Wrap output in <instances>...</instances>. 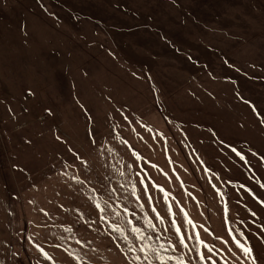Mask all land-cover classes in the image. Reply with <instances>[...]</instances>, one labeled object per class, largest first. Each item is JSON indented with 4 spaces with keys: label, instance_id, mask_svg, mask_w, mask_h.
Listing matches in <instances>:
<instances>
[{
    "label": "rangeland",
    "instance_id": "1",
    "mask_svg": "<svg viewBox=\"0 0 264 264\" xmlns=\"http://www.w3.org/2000/svg\"><path fill=\"white\" fill-rule=\"evenodd\" d=\"M0 264H264V0H0Z\"/></svg>",
    "mask_w": 264,
    "mask_h": 264
},
{
    "label": "snow or ice",
    "instance_id": "2",
    "mask_svg": "<svg viewBox=\"0 0 264 264\" xmlns=\"http://www.w3.org/2000/svg\"><path fill=\"white\" fill-rule=\"evenodd\" d=\"M141 250H143V249H141ZM244 251H245V253H250L251 252V249H249V248H244ZM203 258V257H202ZM136 259H139V257H136Z\"/></svg>",
    "mask_w": 264,
    "mask_h": 264
}]
</instances>
